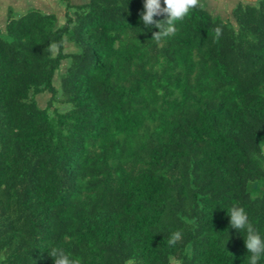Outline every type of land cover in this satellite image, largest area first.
I'll use <instances>...</instances> for the list:
<instances>
[{
  "label": "trees",
  "instance_id": "trees-1",
  "mask_svg": "<svg viewBox=\"0 0 264 264\" xmlns=\"http://www.w3.org/2000/svg\"><path fill=\"white\" fill-rule=\"evenodd\" d=\"M67 1L0 15V264H248L227 210L264 238V0L159 42L144 0Z\"/></svg>",
  "mask_w": 264,
  "mask_h": 264
},
{
  "label": "clouds",
  "instance_id": "clouds-1",
  "mask_svg": "<svg viewBox=\"0 0 264 264\" xmlns=\"http://www.w3.org/2000/svg\"><path fill=\"white\" fill-rule=\"evenodd\" d=\"M201 3V0H144L143 11L140 13V19L145 27L158 28L159 31L153 34L154 40L159 42L162 38L175 34V23L182 21L184 18ZM166 16L165 20H156L157 16ZM222 29H215V38H219ZM47 51L54 56L56 54V45L52 44ZM230 216V227L241 231H246L245 246L248 251V264H259L264 256V238L258 233L250 223L246 211L242 207L233 206L227 210ZM179 232L172 233L168 243L174 246L180 239ZM49 255L53 258L54 264H79L77 260L72 259L63 249L54 248ZM126 264H133L131 260Z\"/></svg>",
  "mask_w": 264,
  "mask_h": 264
},
{
  "label": "rangeland",
  "instance_id": "rangeland-1",
  "mask_svg": "<svg viewBox=\"0 0 264 264\" xmlns=\"http://www.w3.org/2000/svg\"><path fill=\"white\" fill-rule=\"evenodd\" d=\"M74 2L76 1H83V0H73ZM206 2L208 3L209 7L215 11L216 13H222L224 16H227V14L229 13V11L231 10L235 0H206ZM10 4V6L8 7H12L15 11L16 14H19L20 12H26L27 10L31 9L34 7V5H30L31 3H23V4H19L15 5L14 3H8ZM25 5V6H23ZM67 5H68V1L67 0H55L52 5H50V10L46 12H54L58 15L59 18V25L63 24L66 20V10H67ZM18 7V8H17ZM5 6H4V10L5 11ZM0 9V13L3 14V12ZM21 14V13H20ZM3 18L0 17V21ZM2 29V28H1ZM263 188H264V183H263Z\"/></svg>",
  "mask_w": 264,
  "mask_h": 264
},
{
  "label": "crops",
  "instance_id": "crops-1",
  "mask_svg": "<svg viewBox=\"0 0 264 264\" xmlns=\"http://www.w3.org/2000/svg\"><path fill=\"white\" fill-rule=\"evenodd\" d=\"M54 1L55 0H0L1 11L4 10V6L6 7L5 11H2L3 14L0 13V15L1 17L3 16V18H6L9 12L15 11L12 7H8L10 6V4L8 3H14L15 5H18V6L19 4H23V3H31L30 5H34L33 8L42 9L43 11H46V10L49 11L51 9L50 5H52Z\"/></svg>",
  "mask_w": 264,
  "mask_h": 264
}]
</instances>
